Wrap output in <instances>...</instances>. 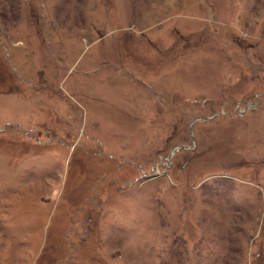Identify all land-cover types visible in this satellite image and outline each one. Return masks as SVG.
I'll return each instance as SVG.
<instances>
[{
	"label": "rangeland",
	"instance_id": "obj_1",
	"mask_svg": "<svg viewBox=\"0 0 264 264\" xmlns=\"http://www.w3.org/2000/svg\"><path fill=\"white\" fill-rule=\"evenodd\" d=\"M0 264H264V0H0Z\"/></svg>",
	"mask_w": 264,
	"mask_h": 264
}]
</instances>
